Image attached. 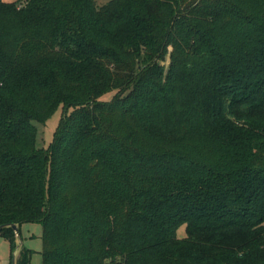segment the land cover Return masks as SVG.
Here are the masks:
<instances>
[{
    "label": "trees",
    "instance_id": "1",
    "mask_svg": "<svg viewBox=\"0 0 264 264\" xmlns=\"http://www.w3.org/2000/svg\"><path fill=\"white\" fill-rule=\"evenodd\" d=\"M27 223L41 264H264V0H0L11 262Z\"/></svg>",
    "mask_w": 264,
    "mask_h": 264
},
{
    "label": "rangeland",
    "instance_id": "2",
    "mask_svg": "<svg viewBox=\"0 0 264 264\" xmlns=\"http://www.w3.org/2000/svg\"><path fill=\"white\" fill-rule=\"evenodd\" d=\"M109 0H95L98 5H103ZM166 61L164 64L166 65ZM114 92L110 91L103 94L99 99L100 101L108 102L112 99ZM62 110L59 107L55 113L46 121L44 126L37 125V139L36 146L38 148H48L53 140L54 132L61 119ZM178 236H184V226H181L178 231ZM41 225L38 223H27L21 226L20 239L16 240L17 253L21 245L33 251L30 264H41ZM20 240V241H19ZM16 258V257H15ZM0 264H12L10 259V250L8 242L0 235Z\"/></svg>",
    "mask_w": 264,
    "mask_h": 264
},
{
    "label": "water",
    "instance_id": "3",
    "mask_svg": "<svg viewBox=\"0 0 264 264\" xmlns=\"http://www.w3.org/2000/svg\"><path fill=\"white\" fill-rule=\"evenodd\" d=\"M3 227H5V226L4 225L0 226V229H2ZM7 227L11 228L13 230V232L15 233V235L18 236V227H17V225L10 224V225H7ZM16 253H17V250L13 253L12 264H15Z\"/></svg>",
    "mask_w": 264,
    "mask_h": 264
}]
</instances>
